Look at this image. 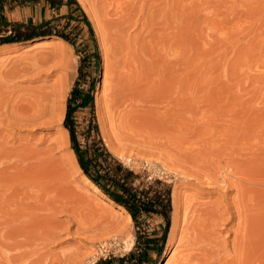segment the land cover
<instances>
[{"label": "rangeland", "instance_id": "obj_1", "mask_svg": "<svg viewBox=\"0 0 264 264\" xmlns=\"http://www.w3.org/2000/svg\"><path fill=\"white\" fill-rule=\"evenodd\" d=\"M38 1L0 0V264H21L22 256L27 264H45L67 247L78 243L82 247L92 234L85 229L96 214L77 210L78 203L73 207L74 197L94 199L100 206L112 203L85 178L65 125L69 104L73 111L68 123L81 149L92 150L98 139L93 126L98 125L99 137L112 155L139 175L137 184L161 180L172 190L169 224L161 214L143 216L141 227L131 223V250L122 242L118 249L88 255L82 264H94L95 257L98 261L129 254L138 232L143 243L146 235L151 240L141 264H162L165 259L167 264H179L188 253L190 264H264V0H88L99 18L95 22L80 0L84 13L74 7L76 19L70 8L61 12L49 0L46 7L45 0H40L42 5ZM49 14L52 23L47 30L66 32L70 41L47 35L1 44V37L13 29L7 22L38 26L34 19ZM54 44L64 46L65 56L49 49ZM105 48L110 60L108 86L102 76ZM69 56L75 62V75L63 100L62 119L28 124L24 116L32 113L28 110L36 94L56 88ZM17 114L24 120L15 118ZM114 136L125 139V144ZM133 141L142 147L139 155L138 146L131 149ZM225 175L233 179H226L230 185L223 183V191ZM215 178L221 185L203 191ZM173 199L179 202L177 210ZM112 204L123 217L119 213L123 209Z\"/></svg>", "mask_w": 264, "mask_h": 264}, {"label": "bare ground", "instance_id": "obj_2", "mask_svg": "<svg viewBox=\"0 0 264 264\" xmlns=\"http://www.w3.org/2000/svg\"><path fill=\"white\" fill-rule=\"evenodd\" d=\"M80 3L82 4V6H83V8H84V10H85V12L87 13V15L89 16V18L91 19V21L93 20L94 22L95 21H97L96 19H99L98 17L96 18V14H95V8H93L92 7V5H90V3L88 2V0H80ZM96 13H98V12H96ZM99 21V20H98ZM97 23V22H96ZM98 24H99V22H98ZM98 24H97V26H98ZM101 25V24H100ZM99 28H100V26H99ZM98 28V29H99ZM97 29V30H98ZM101 29V28H100ZM99 29V30H100ZM98 30V31H99ZM104 31V30H103ZM102 32V31H101ZM100 32V33H101ZM103 33V32H102ZM96 34H97V32H96ZM107 36V35H106ZM101 38H103L102 36H101ZM100 40V39H99ZM98 40V41H99ZM103 40V44L105 45V41H104V39H102ZM114 40V39H113ZM102 42V41H101ZM45 43H48V44H50V43H52V42H45ZM55 43V42H54ZM47 45V44H46ZM51 46H53V45H51ZM51 46H49V49L51 48V50H54V52L57 54V56H65V48H64V46H62V45H60V44H54V46H53V48L51 47ZM106 46V45H105ZM7 47V46H6ZM12 47V46H11ZM35 47V46H34ZM101 47H102V45L100 46V49H101ZM107 47V46H106ZM105 50H107L106 48L104 49V50H102V54H103V59H104V71H103V84H106L109 80L107 79V76L109 75V73H110V64H108L109 63V59H107L108 58V52L106 53L105 52ZM51 52H53V51H51ZM107 54V55H106ZM44 55V54H43ZM49 56H50V51H49V54H48ZM53 58H54V56L53 55H51ZM50 56V57H51ZM56 56V57H57ZM51 57V58H52ZM70 57V56H69ZM44 58V60H45V57H43ZM39 59V58H38ZM47 59L48 60H50L48 57H47ZM57 59H58V57H57ZM61 59V58H60ZM34 60H36V59H34ZM44 60H42V62L44 61ZM59 60V59H58ZM109 60V61H108ZM41 61V60H40ZM38 63H39V61H37ZM46 62V61H45ZM48 62V61H47ZM32 64V63H31ZM42 64V63H41ZM41 64H40V66H41ZM36 65H37V63H36ZM35 65V66H36ZM31 66V65H30ZM33 66V65H32ZM31 66V67H32ZM26 68V67H25ZM34 68V67H33ZM43 68V67H42ZM109 68V69H108ZM40 69V68H39ZM35 71H36V69H34ZM33 70V71H34ZM30 71V70H29ZM108 71H109V73H108ZM64 73H63V78L62 79H60V82L57 84V86H56V88H54V89H52V87L53 86H50V88L52 89L51 91H47V89H49L48 87H46L47 89H46V91L44 90V89H42L41 90V88H42V86H41V88H40V90H41V92H39L38 93V91H37V93H38V95L36 94V99H35V102L34 103H32V104H30V105H27V103H23L24 104V107H26V108H28V106H30L29 107V110L28 111H30L31 112V110H32V113H30V114H28L29 116H27V117H25L24 116V119L27 121V123L29 124H34V125H38V123H40V125L42 124V123H46V119H49V121H51V122H59L61 119H62V115H63V100H64V98H65V96H66V94H67V92H68V89L70 88L69 87V85L71 84L70 83V81H72L71 79H73L74 78V75H75V62L73 61V59L71 60V57H70V59H65V61H64V71H63ZM34 73V72H33ZM26 75V74H25ZM108 80V81H107ZM107 81V82H106ZM107 85V84H106ZM105 85V86H106ZM105 86H104V89H105ZM108 86V85H107ZM44 88V87H43ZM107 89V88H106ZM105 89V90H106ZM108 90V89H107ZM34 93H35V91H33ZM102 96V95H101ZM101 96H100V99H101ZM102 98H104V97H102ZM29 100H33V99H29ZM26 102H28V100L26 101ZM32 102V101H31ZM31 102H28V103H31ZM99 102V99L97 98V103ZM96 103V104H97ZM25 105H27V106H25ZM101 105V104H100ZM98 106V105H97ZM103 106H105V105H103ZM23 107V106H22ZM22 107H20V109L22 108ZM98 108V107H97ZM19 109V108H18ZM105 109V108H104ZM97 110H99V109H97ZM107 110V109H106ZM22 111V110H21ZM24 111V110H23ZM100 111H101V109H100ZM99 112V111H98ZM103 112V111H102ZM107 112V111H106ZM13 113H15V111L13 112ZM20 113H22V112H19V114ZM100 113V112H99ZM98 113V114H99ZM16 114V113H15ZM14 114V115H15ZM23 114V113H22ZM25 114L27 115V113L25 112ZM13 115V114H12ZM11 116V115H10ZM18 116H20L21 117V115H18L17 114V116H15V118H17ZM101 116H102V114H101ZM105 116V115H104ZM12 117V116H11ZM20 117H18L20 120L22 119V120H24L23 119V116L20 118ZM47 117V118H46ZM9 118V117H8ZM17 118V119H18ZM105 118V117H104ZM14 119V118H13ZM16 119V120H17ZM12 120V119H11ZM19 120V121H20ZM98 120H99V118H98ZM101 120H103V118H101ZM26 121H22V122H26ZM18 122V121H17ZM103 122H105V121H103ZM102 122V123H103ZM101 123V124H102ZM104 124V123H103ZM105 125V124H104ZM43 126V125H42ZM16 127V126H15ZM18 127V126H17ZM31 127V126H30ZM33 127V126H32ZM47 127V126H46ZM102 127H104L103 125H102ZM20 128V127H19ZM101 128V127H100ZM108 129V128H107ZM111 129V128H110ZM66 130V129H65ZM109 130V129H108ZM107 130V131H108ZM113 130V129H112ZM111 130V131H112ZM133 130V129H132ZM140 130V129H139ZM67 131V130H66ZM106 131V130H105ZM106 131V132H107ZM136 131V130H135ZM104 132V131H103ZM105 132V133H106ZM108 133V132H107ZM107 133H106V135H107ZM114 133V132H113ZM112 133V134H113ZM145 133H146V131H145ZM63 134V133H62ZM114 134H116V131H115V133ZM113 134V135H114ZM137 134V133H136ZM110 135V134H109ZM117 135V134H116ZM115 135V136H116ZM114 136V138L115 139H117V137H115ZM122 136V135H121ZM137 136V135H136ZM135 136V137H136ZM112 137V136H111ZM111 137L109 138V140H111ZM135 137H134V139H135ZM141 137V136H140ZM131 138H133V136L131 137ZM136 138H138V137H136ZM133 139V140H134ZM139 139V138H138ZM141 139V138H140ZM140 139H139V141H140ZM144 139V138H143ZM61 140V139H60ZM105 140V139H104ZM107 140V139H106ZM121 139L119 138V141H120ZM123 140V139H122ZM121 140V142L122 143H124L125 141L123 140L122 141ZM131 140V139H130ZM65 141H67V140H65ZM116 141H118V139L116 140ZM118 141V142H119ZM135 141H136V139H135ZM135 141H133V142H135ZM138 141V140H137ZM136 141V142H137ZM111 142H114L113 140L111 141ZM111 142H109V143H111ZM117 142V143H118ZM132 142V143H133ZM136 142H135V144H133L132 145V147H131V149H136V148H133V146L134 147H136V146H138L137 148L138 149H136L137 150V153H138V150H139V148H141L142 149V147H139V145L138 144H140L141 142V144L140 145H143V146H147V149L148 148H150L151 150H153V147L151 148L150 147V144L147 142V145L145 144V142L146 141H141L140 143L139 142H137L138 144H136ZM106 143V142H105ZM108 143V142H107ZM127 143V142H126ZM131 143V144H132ZM112 144V143H111ZM119 144H120V142H119ZM125 144V143H124ZM130 143H129V145H131ZM151 144H152V142H151ZM122 145V144H121ZM109 146V145H108ZM113 146V145H112ZM119 146V145H118ZM117 146V147H118ZM155 146V145H154ZM62 148V147H61ZM113 148V147H112ZM146 147H144V149H145ZM154 148H158V147H154ZM120 149V148H119ZM125 149V148H124ZM127 149H128V147H127ZM129 149H130V147H129ZM121 150H123L122 148H121ZM157 150V149H156ZM134 151V150H133ZM132 150L130 151V152H133ZM158 151V150H157ZM139 152H140V150H139ZM159 152V151H158ZM157 152V153H158ZM160 152H162V150H160ZM166 152V151H165ZM164 151L162 152V153H164V154H166V156H167V153H165ZM136 153V154H137ZM143 153H145L144 151H143ZM170 153V152H169ZM168 153V154H169ZM148 154H150V153H148ZM147 154V155H148ZM176 154V153H175ZM182 154V153H181ZM137 155H139V153L137 154ZM158 155V154H157ZM173 154L171 153V156H172ZM142 156H145V154L144 155H142ZM169 156V155H168ZM171 156L169 157V158H171ZM160 157V156H159ZM165 157V156H164ZM175 156L173 155L172 156V158H174ZM177 157V156H176ZM176 157H175V161H176V163H178V161L176 160ZM183 157V156H182ZM148 158H149V156H148ZM153 158H154V156H153ZM168 158V157H167ZM168 158V159H169ZM186 158H187V156H186ZM146 159V158H145ZM156 159H158V158H156ZM179 159V158H178ZM181 159V158H180ZM188 159V158H187ZM173 160V159H172ZM182 161H184L183 159H181ZM159 161V160H158ZM174 161V160H173ZM181 161V162H182ZM202 161V160H201ZM163 162V161H162ZM181 162H179V163H181ZM189 162V161H188ZM232 162V161H231ZM78 163V162H77ZM184 162H182L181 164H183ZM186 163H187V161H186ZM186 163H184V164H186ZM203 163V162H202ZM213 163V162H212ZM183 164V165H184ZM189 164V163H188ZM206 164V163H205ZM233 164V163H232ZM79 165V164H78ZM172 165H175L174 163L172 164ZM171 165V166H172ZM189 165H191V163L189 164ZM188 165V166H189ZM204 165V164H203ZM229 165V164H228ZM168 166H170V165H168ZM180 166V165H179ZM179 166H177L178 168H180L181 169V167H179ZM187 166V165H186ZM187 166V167H188ZM231 166V165H230ZM235 166V165H234ZM173 167V166H172ZM175 167V166H174ZM192 167V166H191ZM184 168V167H183ZM195 168V167H194ZM222 168V167H221ZM224 168V167H223ZM200 169V168H199ZM217 169V168H216ZM227 169V168H226ZM232 169V168H231ZM176 170V169H175ZM206 170V169H205ZM208 170V169H207ZM229 170V169H228ZM233 170V169H232ZM231 170V171H232ZM235 170V169H234ZM177 171V170H176ZM183 171V170H182ZM188 171V170H187ZM197 171V170H196ZM220 171V170H219ZM224 171V170H223ZM226 171V170H225ZM194 172V171H193ZM193 172L191 173V174H193ZM205 172V171H204ZM203 172V173H204ZM217 172V171H216ZM189 173H190V171H189ZM197 173V172H196ZM202 173V172H201ZM207 172H205V174H206ZM210 173H213V172H210ZM229 173V172H228ZM215 174V173H214ZM217 174H218V172H217ZM230 174V173H229ZM228 174V175H229ZM181 175V174H180ZM203 175V174H202ZM208 175H211V174H208ZM227 175V176H228ZM241 175V174H240ZM199 176V175H198ZM197 176V177H198ZM219 176V175H218ZM226 176V175H225ZM226 176V178H225V180H224V178L222 179L223 180V182L221 183L222 184V187H220L223 191L225 190V188H224V186L227 184V181H226V179H228V178H230V177H227ZM237 177H239V175H236ZM235 176V177H236ZM243 176V175H242ZM212 177V176H211ZM86 178V177H85ZM189 178H190V176H189ZM218 178V177H217ZM192 179H193V177H192ZM216 179V178H215ZM233 178L231 177V180H232ZM235 179V178H234ZM86 180L87 181H89L87 178H86ZM197 180V182L198 181H200V180H198V179H196ZM202 180H204V179H202ZM208 180V179H207ZM237 180V179H236ZM86 181V182H87ZM218 180L216 179V180H211L210 179V181L208 182V183H206L207 181H202V182H205L206 184H207V187H205V188H203V191H215V189H217L218 188V186H220L221 184H219L220 182H221V180L219 181V182H217ZM238 181V180H237ZM255 181V180H254ZM233 182H234V180H233ZM89 183H91L90 181H89ZM191 183V182H190ZM201 183V182H200ZM199 183V184H200ZM223 183H224V186H223ZM230 183V181H228V184ZM234 183H237L236 181L234 182ZM245 183V182H244ZM92 184V183H91ZM201 184H203V183H201ZM238 184V183H237ZM93 185V184H92ZM205 185V184H204ZM230 185V184H229ZM234 185V184H233ZM264 185V184H263ZM227 186V185H226ZM237 186V185H236ZM234 187V186H233ZM238 187V186H237ZM242 187V186H241ZM93 188L96 190V192L98 191V192H101L95 185H93ZM230 188V187H229ZM235 188V187H234ZM228 189V188H227ZM232 189V188H231ZM237 189V188H236ZM235 189V190H236ZM94 190V191H95ZM238 190V189H237ZM211 191V192H212ZM220 191V190H219ZM241 192V191H240ZM247 192V191H246ZM102 193V192H101ZM244 193V192H243ZM103 194V193H102ZM225 194V193H224ZM238 194V193H237ZM70 195H72V194H70ZM75 195V194H74ZM104 195V194H103ZM221 195V194H220ZM225 195H227V194H225ZM243 195V194H242ZM249 195V194H248ZM238 196V195H237ZM240 196V195H239ZM246 196H247V194H246ZM227 197V196H226ZM242 197H244V196H242ZM252 197V196H251ZM75 199H76V201H75V204L74 203H72V206L74 207L75 205H76V203H78V208H77V210L79 209V211L81 210H89V211H91V212H93L94 214H96V215H92V216H94L95 217V219L94 218H92V219H90L89 220V222H90V225H87V226H89V229L86 227V229H85V231L86 230H89V232H91L92 231V234L91 233H89L88 235H90L89 236V238H87L86 236H84V237H86L87 239H85V240H83L82 241V247L80 246V243H78L77 244V247H76V245L75 246H71V247H75V248H71L70 249V247L68 248L67 247V249L65 248L64 250L65 251H63V254L61 255V256H59V254H60V252L62 253V251H60L59 252V254H56V260H55V255L54 256H51V258L52 257H54V258H52V264H82L83 262H85V260H86V258H87V256L88 255H91V256H95L94 254H96L97 252H99V251H105V250H109V249H118V247L120 246V243H128L129 245V247H128V249L129 250H131L132 249V246H133V244H134V236L132 235V232H131V223L133 222V220H132V217H131V215L126 211V210H124L123 208H121V209H123V211L124 212H119V213H121L122 215H124L123 217L120 215V214H118V212H116V210L113 208V204L112 203H114V202H112V203H105L104 202V204H103V202H102V204H103V206H100L99 204H97V202H95V201H93L92 199H90V198H86V197H83V196H78L77 197V195L74 197ZM74 198H72V199H74ZM245 198V197H244ZM249 198V197H248ZM223 199V198H222ZM250 199V198H249ZM233 200V199H232ZM236 200V199H235ZM242 200V199H241ZM97 201V200H96ZM189 201V200H188ZM217 201V200H216ZM222 201V200H221ZM238 201V200H237ZM194 202V201H193ZM242 202V201H241ZM179 203V202H178ZM178 203H177V200L176 199H173V204H174V206H175V209L177 210V207H179L178 206ZM186 203V202H185ZM220 203V202H219ZM239 203V202H238ZM74 204V205H73ZM192 204V203H191ZM242 204V203H241ZM250 204H252L253 205V202L251 203L250 202ZM27 205H28V203H27ZM186 205V204H185ZM190 205V204H189ZM194 205V204H193ZM205 205V204H204ZM221 205H222V203H221ZM249 205V204H248ZM212 206V205H211ZM24 207V206H23ZM44 206H42V208H43ZM77 207V206H76ZM75 207V208H76ZM183 207V206H182ZM191 207V206H190ZM206 207V206H205ZM218 207V206H217ZM238 207V206H237ZM253 207V206H252ZM25 208V207H24ZM37 208V207H36ZM74 208V209H75ZM208 208V207H207ZM210 208V207H209ZM220 208V207H219ZM223 208V207H222ZM228 208H230V207H228ZM234 208V207H233ZM239 208V207H238ZM23 209V208H22ZM26 209V208H25ZM24 209V210H25ZM28 209V208H27ZM180 209V208H179ZM189 209H191V208H189ZM202 209H203V207H202ZM20 210V209H19ZM76 210V209H75ZM73 211V213L74 212H76V211ZM84 210V211H85ZM213 210H216V209H214L213 208ZM235 210H237V209H235ZM241 210V209H240ZM245 210V209H244ZM26 211V210H25ZM83 211V212H84ZM89 211H87L88 213H89ZM187 211V210H186ZM207 211V210H206ZM212 211V210H211ZM219 211V209L217 210V212ZM237 211H239V210H237ZM31 212V211H30ZM70 212V211H69ZM178 212V211H177ZM189 211H187V213H188ZM208 212H209V210H208ZM245 212V211H244ZM21 213H23V212H21ZM32 213V212H31ZM72 213V214H73ZM125 213V214H124ZM191 213V212H190ZM196 213V212H195ZM210 213V212H209ZM214 213H216V212H214ZM225 213V212H224ZM238 213V212H237ZM239 213H240V211H239ZM26 214H27V212H26ZM69 214V213H68ZM71 214V215H72ZM179 214V213H178ZM219 214V213H218ZM25 215V214H24ZM28 216H29V214H27ZM187 215V214H186ZM196 215V214H195ZM199 215V214H198ZM204 215V214H203ZM212 215V214H211ZM236 215V214H235ZM239 215V214H238ZM240 215H241V213H240ZM22 216V215H21ZM28 216H26V218H29ZM74 216V215H73ZM188 216V215H187ZM197 216V215H196ZM195 216V217H196ZM234 216V215H233ZM232 216V217H233ZM206 217V216H205ZM239 217V216H238ZM24 218V217H23ZM208 218V217H207ZM212 218V217H211ZM218 218H219V216H218ZM224 218V217H223ZM231 218V217H230ZM241 218V217H240ZM74 219V218H73ZM77 219V218H76ZM195 219H197V217L195 218ZM194 219V220H195ZM199 219V218H198ZM200 219H201V217H200ZM205 219V218H204ZM245 219V218H244ZM26 220V219H25ZM174 220V219H173ZM7 221V220H6ZM93 221V222H92ZM197 222H199L198 220H196ZM202 221H203V219H202ZM211 221V220H210ZM212 221H214L213 220V218H212ZM72 222V221H71ZM74 222V221H73ZM177 222H179L178 220H177ZM191 222V221H190ZM194 222V221H193ZM204 222H206L205 220H204ZM208 222H209V220H208ZM207 222V223H208ZM218 222V221H217ZM223 222H225V221H223ZM232 222V221H231ZM189 223V222H188ZM199 223H201V224H203L202 222H199ZM212 223V222H211ZM210 224V223H209ZM8 225V224H7ZM29 225H34V224H29ZM86 225V224H85ZM217 225V224H216ZM26 226V225H25ZM199 226V225H198ZM247 226V225H246ZM31 227H33V226H31ZM35 227V226H34ZM50 227V226H49ZM48 227V228H49ZM53 227V226H52ZM51 227V228H52ZM57 227V226H56ZM55 227V228H56ZM60 227V226H59ZM58 227V229H61V228H59ZM67 227H68V225H67ZM80 227H82V226H80ZM216 227V226H215ZM215 227H213V228H215ZM37 228V227H36ZM40 228V227H39ZM6 229V228H5ZM23 229V228H22ZM52 229H54V228H52ZM58 229H57V232L58 233H60L61 231H62V229H61V231L59 232L58 231ZM68 229V228H67ZM193 229V228H192ZM196 229H198V228H196ZM205 229V228H204ZM4 230V229H3ZM23 230H26V229H23ZM36 230H38V229H36ZM40 230V229H39ZM38 230V231H39ZM42 230V229H41ZM48 230V229H47ZM49 230H50V228H49ZM55 230V229H54ZM43 231V230H42ZM42 231H41V233H42ZM67 231V230H66ZM81 231V230H80ZM27 232V231H26ZM52 232V231H51ZM83 232V231H82ZM28 233V232H27ZM26 233V234H27ZM39 233V232H38ZM47 234V232H45L44 231V234ZM56 233V232H55ZM62 233V232H61ZM87 233V232H86ZM202 233V232H201ZM213 233V232H212ZM29 234H30V232H29ZM29 234H27L25 237H27L28 238V235ZM49 234V233H48ZM57 234V233H56ZM82 234V233H81ZM238 234V233H237ZM21 235V234H20ZM39 235V234H38ZM50 235H51V233H50ZM50 235H47V236H50ZM53 235V234H52ZM55 235V234H54ZM74 235H76L77 236V233L76 234H74ZM85 235V234H84ZM87 235V236H88ZM31 236H33L32 234L30 235V237ZM37 236V235H36ZM6 237V236H5ZM20 237V236H19ZM37 237H39V236H37ZM51 238L53 237V236H50ZM57 238H59L58 236H56ZM56 238V239H57ZM23 239V238H22ZM30 238H28V240H29ZM38 239V238H37ZM36 239V240H37ZM40 239V238H39ZM48 239H50V238H48ZM53 239H55V238H53ZM61 239V238H60ZM32 240V239H31ZM34 240V239H33ZM44 240V239H43ZM27 241V240H26ZM2 242V241H1ZM17 242V241H16ZM23 242H24V239H23ZM30 242V241H29ZM28 242V243H29ZM33 243H31L30 242V244H34V242L35 241H32ZM79 242V241H78ZM18 243V242H17ZM27 243V242H26ZM46 243V242H45ZM36 244H37V242H36ZM12 245V244H11ZM48 245V244H47ZM46 245V246H47ZM80 247H79V246ZM39 245H37V246H34V247H38ZM50 246V245H49ZM64 246V245H63ZM4 247V246H3ZM34 247H32V248H34ZM83 247H85L86 249H88V250H86V251H84L83 250ZM22 248V247H21ZM32 248H30V249H32ZM40 248V247H39ZM9 249V248H8ZM14 249V248H13ZM40 249H42V248H40ZM16 250V249H15ZM23 250V249H22ZM21 250V251H22ZM27 250V249H26ZM25 250V248H24V251H26ZM17 251V254L18 255H20L19 254V252H18V250H16ZM32 250H30V252H31ZM38 251H40L39 249H38ZM45 251V250H44ZM44 251H42V253L41 254H45V253H43ZM10 252V251H9ZM8 252V253H9ZM12 252V251H11ZM10 252V253H11ZM37 252V251H36ZM3 253V252H2ZM16 253V252H15ZM21 253H23V252H21ZM28 253V252H27ZM33 253L35 254V252H34V250H33ZM102 253V252H101ZM104 253V252H103ZM102 253V254H103ZM191 253V252H190ZM24 254V253H23ZM30 254H32V253H30ZM40 254V253H39ZM52 254H54V253H52ZM3 255V254H2ZM6 254H4V256H5ZM15 255V254H14ZM182 255H183V253H182ZM186 255V254H185ZM185 255H183V256H181V260H180V262H179V264H188L189 262H190V260L192 259L191 257H189L188 255H189V253L185 256ZM191 255V254H190ZM21 256V255H20ZM31 256V255H30ZM32 256H34V255H32ZM41 256V255H40ZM45 256H47V255H45ZM44 256V257H45ZM17 257V256H16ZM23 257L24 256H22L21 258H20V261L23 263L24 261L23 260H25V259H23ZM26 257V256H25ZM35 257V256H34ZM37 257H38V255H37ZM42 257V259H43V256H41ZM40 257V258H41ZM194 257V256H193ZM12 258H14V256L12 257ZM17 258H19V257H17ZM91 258H93V257H91ZM96 258V257H95ZM95 258L92 260V263H95L96 261H95ZM191 258V259H190ZM7 259V258H6ZM27 259V258H26ZM29 259V258H28ZM42 259H40L41 261H43ZM46 259H49V257L48 258H46ZM45 259V260H46ZM89 259V258H88ZM16 260V259H15ZM30 260V259H29ZM55 262H54V261ZM26 261V260H25ZM35 261V260H34ZM37 261H38V259H37ZM41 261H38V263H40ZM51 261H46V263H50L51 264ZM89 261V260H88ZM192 261V260H191ZM20 262V263H21ZM21 263V264H22ZM25 263V262H24ZM28 263V262H27ZM27 263H25V264H27ZM43 263V262H42ZM42 263H40V264H42ZM45 263V264H46ZM31 264V263H30ZM35 264V263H34ZM85 264V263H84ZM162 264H167V260L165 259L164 260V262L162 263ZM190 264V263H189Z\"/></svg>", "mask_w": 264, "mask_h": 264}, {"label": "trees", "instance_id": "obj_3", "mask_svg": "<svg viewBox=\"0 0 264 264\" xmlns=\"http://www.w3.org/2000/svg\"><path fill=\"white\" fill-rule=\"evenodd\" d=\"M14 1L28 2L30 0ZM49 1H51L56 7L57 4H65L64 0ZM38 2L40 3V0ZM67 3L76 4L81 12L84 13L77 0H68ZM7 24L12 25L13 29L10 34L1 37V44H19L47 35L56 36L58 39L60 38L61 40L65 39L70 41V37L66 32H56L51 29L47 30V28H50L49 22H44L38 26H30L18 22H7ZM45 26H47V28H45ZM24 28L30 29L31 33L26 31ZM72 111L73 108L69 104L65 125L70 131L73 148L77 154L80 166L85 173V177L102 193L104 192L109 197L108 199L110 201L126 210L131 215L132 220L135 222L137 227H141L144 221L143 216H149L151 214L163 215L169 224L170 213L172 211L171 187L161 180H154L149 183L140 182L137 184L136 182L139 175L132 169L126 167L119 159L112 155L106 147L103 139L99 137L98 125L93 126L97 132L98 139L95 141L92 150L91 148H87L85 150L81 149L80 144L77 142L76 131L74 127L68 123ZM145 237L148 240L143 243V236L141 235V232H138L135 249H133L129 254L124 256L112 255L108 258H101L94 264L143 263V258L148 255V251L151 248L150 238L147 235Z\"/></svg>", "mask_w": 264, "mask_h": 264}, {"label": "crops", "instance_id": "obj_4", "mask_svg": "<svg viewBox=\"0 0 264 264\" xmlns=\"http://www.w3.org/2000/svg\"><path fill=\"white\" fill-rule=\"evenodd\" d=\"M64 3L65 4H61V5H59V4H57V7H59L60 8V11L61 12H63V10L64 9H66V10H68V8H70V10H71V14L74 16L73 18H77L78 17V15H76V12H73L72 10H73V8L75 7V8H77L78 6L76 5V4H74V3H71V4H68L67 3V0H64ZM67 3V4H66ZM39 5H42L41 3H39ZM34 6L36 7L37 6V4H34ZM43 6H45L46 7V2L45 3H43ZM47 6H50V4H48ZM79 11H81L80 9H79ZM51 17H50V14L49 15H44L43 17H36V19H34L35 21H36V24H42V23H47V22H49V25H51V23L52 22H50V21H48L49 19H50ZM45 28H47V26H45ZM40 37H45V36H40ZM58 38V37H57ZM59 41H63V40H61L60 38H59Z\"/></svg>", "mask_w": 264, "mask_h": 264}]
</instances>
